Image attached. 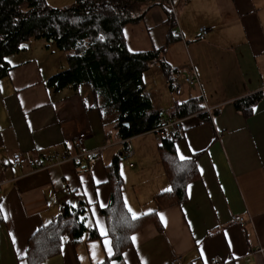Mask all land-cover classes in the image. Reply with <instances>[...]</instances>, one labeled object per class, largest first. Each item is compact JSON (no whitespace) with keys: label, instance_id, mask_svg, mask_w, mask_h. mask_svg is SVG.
I'll return each instance as SVG.
<instances>
[{"label":"crops","instance_id":"obj_1","mask_svg":"<svg viewBox=\"0 0 264 264\" xmlns=\"http://www.w3.org/2000/svg\"><path fill=\"white\" fill-rule=\"evenodd\" d=\"M143 12L138 24L124 28L128 50L161 51L174 79L170 88L161 70L168 90L162 96L145 82L153 109L168 119L176 104L202 99L212 111L183 118L175 142L180 161L196 159L185 199L159 208L156 197L169 192L171 182L152 131L124 145L114 114L99 110L90 84L48 87L69 68L67 57L31 40L8 57L13 68L0 81V264H28L34 235L66 206L81 204L86 235L78 244L67 240L43 264H171L174 257L182 264H264V251L257 252L264 249V0H179L176 18L159 4L140 7ZM203 27L209 32L200 41ZM193 67L198 87L183 83ZM253 96L259 100L250 110L238 108ZM81 133L80 159L38 171L11 163L16 152L36 161L75 157ZM116 158L119 178L109 169ZM119 179L116 214L109 209ZM63 183L73 190L71 198L61 193ZM237 215L245 225L232 220Z\"/></svg>","mask_w":264,"mask_h":264},{"label":"trees","instance_id":"obj_2","mask_svg":"<svg viewBox=\"0 0 264 264\" xmlns=\"http://www.w3.org/2000/svg\"><path fill=\"white\" fill-rule=\"evenodd\" d=\"M156 4L163 5L168 13V6L162 0H75L71 6L61 9L48 6L45 0H0V81L13 68L8 57L20 53L31 40L44 41L46 48L54 47L65 53L69 64L67 70L47 81L49 88L78 90L83 84H90L100 103L99 110L114 114L118 135L123 140L153 131L164 123L165 116L164 111L153 109L144 74L153 65H158L172 88L173 72L159 59L161 51L131 53L124 28L143 19L146 12L140 13V7L149 9ZM257 100L259 96L240 101L238 108L250 110ZM203 110L202 99H191L176 104L169 116L183 119L201 114ZM179 137L160 143L171 190L156 197L159 208L182 202L187 184L196 175V159L180 161L176 156L175 142ZM118 163L116 158L109 168L116 177ZM115 191L109 210L118 214L120 179ZM84 207L83 204L77 208L66 206L51 225L34 235L30 241L28 264H43L57 254L67 240L78 244L84 238L87 233ZM107 212L113 223L115 215ZM90 236L98 238L95 231ZM114 238L119 244L122 234L118 232ZM102 264H109V260Z\"/></svg>","mask_w":264,"mask_h":264},{"label":"built area","instance_id":"obj_3","mask_svg":"<svg viewBox=\"0 0 264 264\" xmlns=\"http://www.w3.org/2000/svg\"><path fill=\"white\" fill-rule=\"evenodd\" d=\"M168 3V9L170 13L176 18V5L178 0H165ZM209 32V29L203 27L200 29V34L198 39L200 41H203L207 34ZM183 83L190 86V87H198L200 85V81L198 78V75L196 71L193 68H190V72L188 76H185L183 78ZM211 109L208 107L204 108L203 113L206 115H211ZM183 129V119H165L164 123L159 126L158 128L154 129L152 133L155 135L156 140L161 143L162 140H171L175 137L181 135ZM86 139V135L84 133H81L75 140L74 146L76 150L78 151V154L75 157H60L58 155L53 156H47L44 158V160L36 161L34 159H30L28 157L23 156L21 153H14L11 158V163L15 167H22L24 165H28L31 167L34 171L38 170H47L48 168L55 166V165H61L66 161H70L72 159H80L85 154L83 153V146ZM124 145L128 143V140H122L121 141ZM134 152L132 150H128L126 157H132ZM61 193L67 197L71 198L73 196V190L67 183H63L60 187ZM232 220L239 223L240 225H245V219L241 216H232ZM264 251L263 248H258L257 252L262 253ZM171 264H182V260L180 258L174 257V259L171 261Z\"/></svg>","mask_w":264,"mask_h":264},{"label":"rangeland","instance_id":"obj_4","mask_svg":"<svg viewBox=\"0 0 264 264\" xmlns=\"http://www.w3.org/2000/svg\"><path fill=\"white\" fill-rule=\"evenodd\" d=\"M47 5L52 7V8H64V7H69L71 6L75 0H45ZM162 2L166 3L168 6L167 1L162 0ZM52 52H54L56 55L59 54L60 52L56 48H52ZM147 74L145 75V82L148 84V89L151 91L155 88L158 89L159 93L161 96L164 94H168V90L165 91V79L162 75L161 68H159L158 65L152 66V68L146 72ZM178 79V78H177ZM127 159V158H126ZM127 162V161H125Z\"/></svg>","mask_w":264,"mask_h":264},{"label":"snow or ice","instance_id":"obj_5","mask_svg":"<svg viewBox=\"0 0 264 264\" xmlns=\"http://www.w3.org/2000/svg\"><path fill=\"white\" fill-rule=\"evenodd\" d=\"M184 157H181V159H183ZM126 207H127V205H126ZM129 210V212L131 213V215H132V217L135 219L136 218V213H134V212H132V210L129 208L128 209ZM0 211H2V209H0ZM101 235L103 236V235H105V233H103V231L101 232ZM135 238H133V240H134ZM108 241L105 239V241H104V244H105V250L106 251H108L109 252V254H111V250H110V248L108 247Z\"/></svg>","mask_w":264,"mask_h":264}]
</instances>
